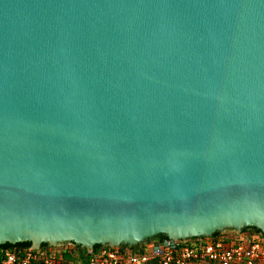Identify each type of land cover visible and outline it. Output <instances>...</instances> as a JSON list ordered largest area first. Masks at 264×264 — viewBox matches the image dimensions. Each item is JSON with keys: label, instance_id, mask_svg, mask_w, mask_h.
Masks as SVG:
<instances>
[{"label": "water", "instance_id": "water-1", "mask_svg": "<svg viewBox=\"0 0 264 264\" xmlns=\"http://www.w3.org/2000/svg\"><path fill=\"white\" fill-rule=\"evenodd\" d=\"M246 228L264 236V0H0V246Z\"/></svg>", "mask_w": 264, "mask_h": 264}, {"label": "built area", "instance_id": "built-area-1", "mask_svg": "<svg viewBox=\"0 0 264 264\" xmlns=\"http://www.w3.org/2000/svg\"><path fill=\"white\" fill-rule=\"evenodd\" d=\"M108 248L96 254L88 250V255L95 254L89 264H149L153 259L157 264H264V238L260 236L209 237L194 243L176 241L173 246L167 240L148 245L145 254H124L117 248ZM0 264L64 263L44 251L31 248L0 253Z\"/></svg>", "mask_w": 264, "mask_h": 264}, {"label": "trees", "instance_id": "trees-1", "mask_svg": "<svg viewBox=\"0 0 264 264\" xmlns=\"http://www.w3.org/2000/svg\"><path fill=\"white\" fill-rule=\"evenodd\" d=\"M159 236L161 237L160 241L168 240L165 235H159ZM219 236H223V237L231 236V238H235L239 236H247V237L260 236L264 238L261 231L255 228H246L243 230L241 235H238L237 233L222 232V233L215 234L213 237H219ZM201 239L187 240V243H194L195 241H198ZM181 244L184 245L185 243L181 242ZM104 248L105 247L98 245L93 249V253L96 254ZM30 249H31L30 243H23V244H17V245L6 244L3 246H0V253H5L7 251H15V250L28 251ZM117 249L124 254L126 253L128 254L147 253V245L145 244H141L135 247L122 246V247H118ZM40 250L46 252L51 257H56L59 261L63 262L64 264H89L92 256L95 255V254L92 256L88 255V250L83 249L80 246H77L74 244L67 245L66 247L64 246L63 248L61 247L53 248L47 244H43ZM149 264H157V261L153 259L149 262Z\"/></svg>", "mask_w": 264, "mask_h": 264}, {"label": "flooded vegetation", "instance_id": "flooded-vegetation-1", "mask_svg": "<svg viewBox=\"0 0 264 264\" xmlns=\"http://www.w3.org/2000/svg\"><path fill=\"white\" fill-rule=\"evenodd\" d=\"M225 232H230V233H236L235 231H225ZM161 240V237L160 236H156V237H153L151 239H149L148 241H146V244L145 245H152V244H162L166 241H160Z\"/></svg>", "mask_w": 264, "mask_h": 264}, {"label": "rangeland", "instance_id": "rangeland-1", "mask_svg": "<svg viewBox=\"0 0 264 264\" xmlns=\"http://www.w3.org/2000/svg\"><path fill=\"white\" fill-rule=\"evenodd\" d=\"M67 245H65V247H66ZM64 246H62L61 248H63Z\"/></svg>", "mask_w": 264, "mask_h": 264}]
</instances>
